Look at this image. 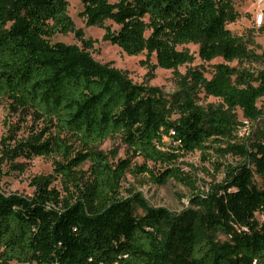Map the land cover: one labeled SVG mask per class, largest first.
Here are the masks:
<instances>
[{"label": "trees", "instance_id": "1", "mask_svg": "<svg viewBox=\"0 0 264 264\" xmlns=\"http://www.w3.org/2000/svg\"><path fill=\"white\" fill-rule=\"evenodd\" d=\"M82 4L87 25L104 28L106 39L125 53L155 54L152 68L176 70L193 59L178 46L201 42L202 60L224 62L211 79L198 74L196 82L229 109L259 117L264 70L244 64L264 62V50L257 53L227 27L239 17L232 0ZM71 31L67 0H0V99L20 119L42 124L41 136L33 130L15 145L17 131L10 127L4 151L9 158H53L54 176L62 178L61 189L52 175L34 177L32 196L0 190V264H264V221L258 218L264 217V130L247 144L233 142L236 123L226 111H205L192 99L179 102L180 116L172 119L155 87L98 62L90 53L93 40L80 30L81 46L52 41ZM116 136L143 162L121 158L115 164L98 148ZM76 142L82 147L75 149ZM209 150L242 161L228 166L205 194L175 163ZM85 161L88 177L78 170ZM128 172L147 173L161 185L172 179L189 185V205L174 212L136 191L123 196Z\"/></svg>", "mask_w": 264, "mask_h": 264}, {"label": "rangeland", "instance_id": "2", "mask_svg": "<svg viewBox=\"0 0 264 264\" xmlns=\"http://www.w3.org/2000/svg\"><path fill=\"white\" fill-rule=\"evenodd\" d=\"M67 1L75 31L68 34H57L52 38L53 42L62 41L81 46L82 42L76 32L80 30L84 38L93 40L94 45L90 53L98 62L120 70L135 83L155 87L172 119L180 116L178 103L192 99L196 105L205 111L216 108H222L226 111V114L236 123V133L231 140L233 142L247 144L256 137V134H260L264 130V96L257 102L259 117L252 120L246 118L240 108L229 109L222 100L206 93L203 81L211 79L215 65L224 62V60L222 57H217L211 61L202 60L199 55L201 42L195 41L178 46L180 50H188L193 55V59L189 63L179 66L176 70L161 67L152 68L156 64L155 54L151 57H148L147 53L128 55L119 46L106 39L104 28L87 25L86 19L82 15V0ZM232 2L234 9L239 13V17L235 22L229 23L227 27L234 35L247 41L250 48H254L257 53H262L264 50V21L261 25L257 24L256 15L264 8V2L261 4L259 0H232ZM105 23L113 28H118L111 20H106ZM230 64L237 65L238 63ZM244 66H250L255 72L264 70V62L261 61L246 63ZM198 74L202 75L203 78L200 83L196 82L197 77L195 75ZM10 127L17 131V139L12 145H15V142L26 141L33 130V134L40 135L42 133L40 131L42 124L32 122L29 118L20 119L18 114L10 110L9 101L0 99V190L7 194L19 193L32 196L35 190L32 179L39 175H52L53 186L62 189V178L58 179L54 176L56 171L53 158L44 156L9 158L4 151L2 138L8 134ZM47 137L48 135L43 137L40 142ZM225 144L226 142L217 146H225ZM81 147L79 143H74L75 149ZM98 148L107 153L115 164L121 158L131 159L132 162H143L141 157H133L131 150L121 136L107 139L99 144ZM12 160L21 164L22 167L14 168L10 163ZM241 161L240 157L230 154L222 156L214 150H209L207 153L196 151L184 154L178 158L175 165L189 174L195 181L197 187L195 191L206 194L215 185L221 183L228 166L238 164ZM149 165L154 167L152 163ZM155 169L157 170L158 166ZM78 170L82 171L84 177H88L90 175V162L85 161L78 167ZM131 191L143 194L153 206H163L174 212H179L189 205V197L192 193L189 185L173 179L167 184L161 185L153 182L147 173L134 176L128 172L123 181L122 195L130 197L132 196ZM258 218L264 221L263 216L258 215Z\"/></svg>", "mask_w": 264, "mask_h": 264}, {"label": "built area", "instance_id": "3", "mask_svg": "<svg viewBox=\"0 0 264 264\" xmlns=\"http://www.w3.org/2000/svg\"><path fill=\"white\" fill-rule=\"evenodd\" d=\"M264 0H259V3H263ZM264 21V8L260 10V12H258V14L256 15V22L257 24L261 25Z\"/></svg>", "mask_w": 264, "mask_h": 264}]
</instances>
